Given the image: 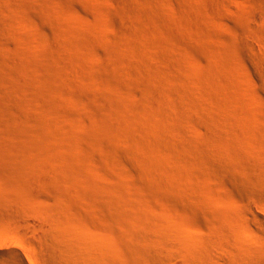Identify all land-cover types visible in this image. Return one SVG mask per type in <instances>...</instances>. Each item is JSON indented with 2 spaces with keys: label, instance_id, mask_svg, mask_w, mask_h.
Returning a JSON list of instances; mask_svg holds the SVG:
<instances>
[{
  "label": "rangeland",
  "instance_id": "1",
  "mask_svg": "<svg viewBox=\"0 0 264 264\" xmlns=\"http://www.w3.org/2000/svg\"><path fill=\"white\" fill-rule=\"evenodd\" d=\"M263 2L0 0V264H264Z\"/></svg>",
  "mask_w": 264,
  "mask_h": 264
},
{
  "label": "bare ground",
  "instance_id": "2",
  "mask_svg": "<svg viewBox=\"0 0 264 264\" xmlns=\"http://www.w3.org/2000/svg\"><path fill=\"white\" fill-rule=\"evenodd\" d=\"M261 1H262V0H261ZM261 3H262V2H261ZM125 4H126V3H125ZM261 5H262V4H261ZM127 7H128V6H127ZM260 8H261V7H260ZM123 9H124V8H123ZM128 9H129V8H128ZM262 9H263V11H264V2H263V8H262ZM260 10H261V9H260ZM252 20H253V23L257 25L258 23L264 21V16H263L261 13L257 12V13H255V14L253 15V19H252ZM263 24H264V23H263ZM259 25H260V24H259ZM251 43H252V42H250V43L248 42V44L246 43V45H249V44H251ZM251 47H253L252 44H251ZM151 78H152V77H151ZM153 78H154V77H153ZM152 81H153V80H152ZM160 82H161V81H160ZM163 83H164V81H163ZM165 83H166V82H165ZM165 83H164V84H165ZM154 88H155V87H154ZM154 88H153L152 90H155ZM170 89H171V88H170ZM152 90H151V91H152ZM154 92H155V91H154ZM154 92H153V93H154ZM150 93H151V92H150ZM156 93H157V92H156ZM159 93H161V91L158 92V94H157L158 96H159ZM154 94H155V93H154ZM155 95H156V94H155ZM155 98L157 99V97H155ZM153 99H154V98H153ZM149 100H150V99H149ZM149 100H148V102H149ZM153 101H154V100H153ZM148 102H147V103H148ZM149 104L151 105V102H150ZM152 104H155V103H152ZM145 105H146V104H145ZM147 105H148V104H147ZM150 105H149V106H150ZM153 106H154V105H153ZM153 106H152V107H153ZM146 108H148V112L151 113V112H150L151 110L149 109V107H146V106H145V107H144V110L146 111V113H147ZM155 109H156V108H155ZM142 110H143V109H142ZM144 110H143V112L141 111L142 114H145ZM153 111H154V110H153ZM141 112H140V113H141ZM149 113H148V114H149ZM154 113H155V111L152 112V114H149V115L152 116V115H155L156 113L161 114V112L159 113V111H157L155 114H154ZM142 114H141V115H142ZM158 114H156V115H158ZM149 115H146V114H145V115H142V118H140L141 116H140V114H139V115H138V116H139L138 119H140L143 123H144V122L146 123V122L148 121V119H149V118H148ZM158 116H159V115H158ZM160 116H163V117H164V115H160ZM149 117H150V116H149ZM153 117H154V116H153ZM156 117H157V116H155V118H156ZM163 117H162V118H163ZM166 117H167V116H166ZM164 118H165V117H164ZM167 118H168V117H167ZM158 119H159V120H162V119H160L159 117H158ZM140 120H139V121H140ZM150 120H151V119H150ZM152 120H153V118H152ZM163 120H164V119H163ZM137 121H138V120H137ZM139 121H138V123H139ZM149 122L152 123V121H149ZM136 123H137V122H136ZM145 123H144V124H145ZM161 123H162V121H161ZM166 123H168L167 120H166ZM134 124H135V123H134ZM134 124L132 123V125H134ZM146 124H148V123H146ZM146 124H145V125H146ZM162 124H163V123H162ZM164 124H165V123H164ZM164 124H163V125H164ZM118 125H119V124H118ZM130 125H131V124H130ZM137 125H138L137 127L140 126L139 124H137ZM151 125H152V124H151ZM151 125L148 124V126H150V128H151V127H154V126H151ZM160 125H161V124H160ZM163 125H162V126H163ZM167 125H168V124H165V128H166ZM169 125H170V124H169ZM169 125H168V126H169ZM119 126H120V125H119ZM134 126H135V125H134ZM146 126H147V125H146ZM122 127H123V126H122ZM137 127H136V128H137ZM143 127H144V126H143ZM158 127H159V126H157V128H158ZM160 127H161V126H160ZM160 127H159V128H160ZM163 127H164V126H163ZM163 127H161L160 129L162 130ZM123 128H124V127H123ZM132 128H135V127H132ZM141 128H142V127H141ZM144 128H145V129H149L148 127H147V128L144 127ZM154 128H155V127H154ZM167 128H168V127H167ZM116 129H117V128H116ZM120 129H121V128H120ZM151 129H152V128H151ZM121 130H122V129H121ZM138 130H139V129H138ZM154 130H155V129H154ZM161 130L159 131V134H160V132H162ZM166 130H167V129H166ZM119 131H120V130H119ZM123 131H124V129H123ZM123 131H122V132H123ZM140 131H142V129H141ZM149 131H150V130H149ZM157 131H158V130H157ZM157 131H156V133H157ZM167 131H168V130H167ZM144 132H146V130H145ZM165 132H166V131H165ZM123 133H125V132H123ZM159 134H158V135H159ZM162 134H163V133H162ZM162 134H160V135H161V136H165V135H162ZM116 136H117V135H116ZM167 136H168V135H167ZM157 138H158V136H157ZM161 138H162V137H161ZM115 139H116V138H115ZM137 139H138V138H137ZM168 139H169V138H168ZM139 140H140V139H138V142L140 143ZM134 141H135V140H134ZM154 141H156V140H153L152 142H154ZM162 141H163V140H162ZM136 142H137V141H136ZM136 142H135V143H136ZM148 142H149V141H148ZM158 142H160V141H158ZM168 142H169V141H168ZM139 143H138V144H139ZM154 143H155V142H154ZM164 143H165V142H164ZM138 144H137V145H138ZM149 144H150V142H149ZM140 145H141V144H140ZM158 145H159V144H158ZM138 146H139V145H138ZM148 146H149V145H148ZM159 146H161V145H159ZM149 147H150V146H149ZM153 147L155 148V146H153ZM153 147H152V148H153ZM159 149H160V148H159ZM151 150H152V149H151ZM157 150H158V149H157ZM157 150H156V151H157ZM152 151H155V150H152ZM46 160H48V159L46 158ZM259 161H261V160H259ZM146 162H147V161H146ZM44 163H47V162H45V160H44ZM262 163H263V162H262ZM42 165H43V164H42ZM46 165H47V164H46ZM46 165H44V168L47 167ZM150 165H151V163H150ZM261 165H262V164H261ZM147 166H148V165H147ZM151 166H154V164L151 165ZM53 167H54V166H53ZM157 167H158V165H156V167H154V168H156V170H159V168L157 169ZM145 168H146V167H145ZM147 168H148V167H147ZM154 168L151 167L150 171H153L152 169H154ZM35 169H36V168H35ZM47 169H48V168H47ZM47 169H46V171H47ZM55 169H56V168H55ZM30 170H31V169H30ZM30 170H29V171H30ZM33 170H34V169H33ZM49 170H50V169H49ZM53 170H54V169L52 168L51 172H53ZM31 171H32V170H31ZM35 171H36V170H35ZM37 171H38V170H37ZM39 171H40V170H39ZM46 171H45V172H46ZM255 171H256V170H255ZM24 172H25V173L27 172V174H28V170H27L26 168H25ZM24 172H23V173H24ZM143 172L146 174L145 170H144ZM143 172H142V173H143ZM153 172H154V171H153ZM153 172H152V173H153ZM250 172H252V171H250ZM25 173H24V174H25ZM31 173H33V171L29 173L30 176L32 175ZM37 173H38V172H36V174H37ZM39 173H40V172H39ZM39 173H38V174H39ZM47 173H49V172H46V174H47ZM152 173H147V174H150V175H151ZM154 173H155V172H154ZM254 173H255V172H254ZM29 174L27 175L28 178H29ZM33 174L35 175V172H34ZM44 174H45V173H44ZM251 174H252V173H251ZM255 174L258 175L257 172H256ZM142 175H143V174H142ZM27 176H26V177H27ZM37 176H38V175H36L35 177H37ZM44 176H45V175H44ZM49 176H50V175H49ZM146 176H147V175H146ZM146 176H145V178H146ZM153 176H154V175H153ZM39 177H40V176H39ZM39 177H38V178H39ZM41 177H42V175H41ZM46 177H47V176H46ZM157 177H158V176H157ZM160 177H161V176H159V178H160ZM253 177H255V178L257 179L256 176H253ZM31 178H32V179H31ZM38 178H36V179H38ZM152 178H155V177H152ZM249 178H250V177H249ZM29 179H30V181L33 182V183L31 184V182L28 181L29 184H31V185L35 184L36 182L38 183L37 180H36V182L33 181V180H35V178L33 179V176H31ZM41 179H42V178H40V180H41ZM43 179H44V178H43ZM43 179L41 180L42 182H43ZM49 179H50V177H49ZM49 179H47V180L49 181ZM146 179H147V178H146ZM156 179H157V178H155V180H156ZM256 179H255V180H256ZM44 180H45V179H44ZM149 180H150V178H149ZM162 180H163V179H162ZM247 180H249V179H248V176H247ZM247 180H246V181H247ZM250 180H251V182L253 181V179H250ZM250 180H249V181H250ZM158 181H159V180H157V182H158ZM34 182H35V183H34ZM44 182H45V181H44ZM149 182H152V181H149ZM149 182H148V183H149ZM153 182H154V181H153ZM162 182H163V181H162ZM253 182H254V181H253ZM261 182H262V184H263V181H262V180H261ZM37 183H36V184H37ZM172 183H173V182H172ZM155 184L158 185V183H156V182H155ZM249 184L251 185V183H249ZM160 185H161V184H160ZM260 185H261V183H260ZM152 186H153V185H152ZM154 186H156V185H154ZM158 186H159V185H158ZM252 186H253V185H252ZM255 186H257V185H255ZM262 187H263V186H262ZM106 198H107V197H106ZM110 198H111V197H110ZM104 199H105V198H104ZM117 199H118V198H117ZM113 200H116V199H113ZM121 201L123 202L124 199H123V200L120 199V200H118V202L116 201V202L118 203V207H116V205L113 206L114 204L111 205V203H113V202H110V201H107V200H106L105 202L107 203V205H111V206L113 207V209H114V213L116 214V216H119L121 219H122V217H124V216L127 214V215H126L127 217H125V220H123V219L121 220L122 222H123V221L126 222V221L128 220L127 218H128V217H131V215H130V214H129L130 216L128 215V210H127L125 207H124L125 209H123V206H126V207H127V205H126V201H127V200L124 201L125 204H124V202L122 203ZM105 202H104V203H105ZM109 202H110V203H109ZM127 202H130V200L127 201ZM119 203H120V205H119ZM121 203L124 204V205L121 206V205H122ZM127 204H128V203H127ZM253 204H254V203H253ZM253 204L249 203L248 206H247L248 209H250L251 212L253 211L252 213H254V216H255V217H257V216H261V215L258 214L259 211L257 210V208H256V210H257L258 212L254 210V205H255V204H254V205H253ZM111 206H109V207L111 208ZM135 206H136V205H135ZM109 207H108V208H109ZM121 207H122V208H121ZM128 207L130 208L131 206H128ZM133 207H134V206H133ZM134 208L136 209V207H134ZM262 209L264 210V208H262ZM109 210H111V209H109ZM126 210H127V213L124 212V211H126ZM138 210H140V209L138 208ZM250 210H249V211H250ZM140 212H141V211H140ZM251 212H249V213H251ZM125 213H126V214H125ZM134 213L136 214V213H139V212H134ZM252 213H251V214H252ZM14 214H15V213H14ZM38 215H39V214H38ZM136 215H137V216H136ZM136 215H135L136 217L134 216V218H137V217L139 216L138 214H136ZM140 216H141V214H140ZM140 216H139L138 220L136 219V223H135V224H138V223H139V222H137V221H139V219L141 218ZM254 216H253V217H254ZM29 217H30V216H29ZM38 217H39V216H38ZM40 217H41V216H40ZM132 217H133V216H132ZM132 217H131V218H132ZM261 217H262V216H261ZM36 219H37L36 217H35V219H34L33 217H32V218L30 217V219L28 220L27 223H29V225H32V226H34V227H35V226L37 227L38 225L40 226V225H41V224H39L40 221L38 222V220H36ZM126 219H127V220H126ZM129 219H130V218H129ZM132 220H133V219H132ZM134 220H135V219H134ZM142 220H143V219H141L140 221H142ZM258 220H259V219H258ZM260 220H261L260 222H262L261 224L264 225V219H260ZM146 221H148V220H146ZM149 221L152 222L151 220H149ZM25 222H26V221H25ZM129 222H130V221L128 220L127 223H129ZM134 222H135V221H133V223H134ZM150 222H149V223H150ZM42 223H43V222H42ZM127 223H126V224H127ZM131 223H132V222H130L129 224H131ZM140 223L143 224V227H145V224H144V223H142V222H140ZM140 223H139V224H140ZM155 223H156V222H155ZM135 224H132V225L134 226ZM139 224H138V225H139ZM141 224L139 225V227H141ZM151 224H152V223H151ZM153 224H154V223H153ZM146 225H147V224H146ZM148 225H149V224H148ZM148 225H147V228H148V227H149V229H150V228H151V229L153 228L152 225H151V226H150V225L148 226ZM157 225H158V224H157ZM32 226H31V227H32ZM44 226H45V224H44ZM125 226H126V225H125ZM125 226L123 227V229L125 228V230H123L124 233H122L123 236H124L123 238L125 239V241H124V242H125V245L128 246V248L131 250L132 261H133V259H134L133 262H136V260L139 258V260H137V262L139 263L140 260H141L140 257L142 258V256H143V257L147 256L148 253H149L150 251L153 252V250H152V247H153V246L151 247L150 244H149V242H146V240H145V242H143V241L141 240L140 237H142L141 235L143 234V232H142V234L140 233L141 231H140V232L138 231V233H137V230H138L139 228H138L136 231H134V230L131 228V226H129L128 224H127L126 227H125ZM135 226H136V225H135ZM155 226H156V225H155ZM159 226H160V225H159ZM261 226H262V225H261ZM21 227H22V226H21ZM21 227H20L19 229H21ZM161 227H163V226H161ZM220 227H221V229H222V226H220ZM24 228H25V227H24ZM26 228H27V227H26ZM26 228H25V230H26ZM28 228H30V227H28ZM43 228H44V227H43ZM127 228H128V229H127ZM156 228H160V227H156ZM166 228H167V227H165V229H166ZM224 228H225V226H224ZM248 228H251V227H248ZM135 229H136V228H135ZM140 229H141V228H140ZM143 229H144V228H143ZM145 229H146V227H145ZM160 229H161V228H160ZM219 229H220V228H219ZM221 229H220V230H221ZM225 229H226V228H225ZM225 229H222L221 232H223V230H225ZM44 230H45V229H44ZM49 230H50V229H49ZM152 230H153V229H152ZM161 230H164V228L161 229ZM168 230L170 231V229H168ZM168 230H166V231H168ZM220 230H219V231H220ZM20 231L23 232V230H20ZM26 231H27V230H26ZM26 231H25V232H26ZM142 231H143V230H142ZM149 231H150V230H149ZM169 231H168V232H169ZM252 231H253V230H252ZM252 231H251V232H252ZM17 232H18V231H17ZM147 232H148V230L146 229V233H147ZM221 232H220V233H221ZM27 233H28V232H27ZM139 233H140V234H139ZM144 233H145V232H144ZM150 233H151V232H150ZM218 233H219V232H218ZM227 233H228V232H227ZM227 233H226V234H227ZM221 234H222V233H221ZM145 235L150 237L149 234H148V235H147V234H144V236H145ZM168 235H171V231H170V233H169ZM225 236H226V235H225ZM215 237H216V236H215ZM223 237H224V236H223ZM226 237H227V236H226ZM226 237H224V239H222L221 237H220V238H221L222 240L225 241V238H226ZM124 239H123V240H124ZM145 239H146V237H145ZM229 239H230V238H229ZM232 239H233V238H232ZM8 240H9L8 242H11V243H13V244L16 245V246H18V244H20V248H17V247H16V248H15V247H9V248L7 249V251H8L7 253H8L9 256H10V259H11L12 262L15 263V264H23V263L25 262V258H24V257H25V256H26V257H29V251H28L27 247L25 246V244L23 243V241H21V239L19 238V235L15 234L14 232L11 233V235L9 236V239H8ZM171 240H172V239H171ZM171 240L168 241V244H169V242H171ZM215 240H218V241H214V242H217V244H218L219 239H215ZM227 240H228V239H227ZM20 241H21L23 244H21ZM147 241H148V240H147ZM224 241H223V243H224ZM233 241H234V239H233ZM6 242H7V241H6ZM220 242H221V241H220ZM226 242H227V241H225V244H226ZM228 242H229V241H228ZM228 242H227V243H228ZM230 243H231V240H230ZM234 243H235V242H234ZM3 244H4V243H2V246H1V247H3ZM56 244H57V243H56ZM170 244H171V243H170ZM173 244H174V243H173ZM219 244H220V243H219ZM53 245H54V244H53ZM53 245H51V246H53ZM171 245H172V244H171ZM211 245H212V244H211ZM214 245H215V243H214ZM227 245H229V244H227ZM5 246H6V245H5ZM60 246H61V245H60ZM169 246H170V245H169ZM217 246H218V245H217ZM217 246L214 248V246L212 245L213 249H215L214 251H218V252H220L219 249L221 248V244H220L218 247H217ZM234 246H235V245H234ZM248 246H249V245H248ZM250 246H251V245H250ZM250 246H249V247H250ZM1 247H0V248H1ZM42 247H44V246H42ZM42 247H41V248H42ZM53 247H54V246H53ZM55 247H56L55 249H57V246H55ZM224 247H225V245H224ZM251 247H252V246H251ZM261 247H262V246H261ZM45 248H46V247H45ZM50 248H51V247H50ZM59 248H60V247H59ZM63 248L65 249V246H64ZM101 248H102V247H100V249H101ZM154 248H155V247H154ZM154 248H153V249H154ZM158 248H159V247H158ZM158 248H156V249H157L156 253H158ZM210 248H211V246H210ZM234 248H235V247H234ZM2 249H3V248H2ZM48 249H49V247H48ZM51 249H52V248H51ZM51 249H50V251H52ZM55 249H54V250H55ZM103 249H104V247H103ZM160 249H162V248H160ZM213 249H212V251L210 252V253L212 254V256H213V257H212V256H211V257L214 258V255H215V257H216L217 255L220 256V253H218V254H215V252L212 253V252H213ZM40 250H41V249H40ZM40 250H39V251H40ZM57 250H58V249H57ZM60 250H61V249H60ZM69 250H70V249H69ZM95 250H96V251H95ZM95 250H94V251L96 252L95 255L97 256V254L99 253V252H98V246L95 247ZM163 250H164V249H163ZM251 250H252V249H251ZM260 250H261V251H264V250H262V248H260L259 251H260ZM1 251H2V250L0 249V252H1ZM42 251H44V249H43ZM63 251H64V250H62L61 252H63ZM65 251H66V249H65ZM65 251H64V253H65ZM67 251H68V249H67ZM159 251H160V250H159ZM188 251H189V250H188ZM201 251H202V250H201ZM209 251H210V250H209ZM222 251H223V250H222ZM247 251H248V250H247ZM68 252H69V251H68ZM110 252H111V251H110V248L106 247L104 250H101V255H102V256H105V258H106V257L109 258L110 255H111ZM190 252H191V251H190ZM41 253H44V252H40V254H41ZM47 253H48V252H47ZM50 253H52V254H50ZM50 253H48V254H50V256L52 255L51 257H53V258H57V256H58L57 251H52V252H50ZM93 253H94V252H93ZM191 253H192V252H191ZM251 253H252V252H251ZM160 254H161V253H160ZM213 254H214V255H213ZM248 254H249V252H248ZM255 254H257V253H255ZM259 254H260V253H259ZM59 255H60V254H59ZM63 255H64V254H63ZM63 255H61V257H62ZM98 255H99V254H98ZM152 255H153V254H152ZM158 255H159V254H158ZM163 255H164V254H163ZM243 255H244V254H243ZM260 255H261V254H260ZM260 255H259V256H260ZM148 256H149V255H148ZM189 256H190V255H189ZM218 256H217V257H218ZM98 257H99V256H98ZM100 257H101V256H100ZM149 257H152V256H149ZM164 257H165V256H164ZM221 257H223V256H221ZM243 257H245V256H243ZM253 257H254V256H253ZM263 257H264V256H263ZM7 258H8V256H7ZM65 258H66V257H65ZM114 258H115V257H114ZM153 258H154V256H153ZM155 258H156V257H155ZM155 258H154V259H155ZM165 258H166V257H165ZM231 258H232V257H231ZM231 258H229V259H231ZM247 258H248V256H247ZM250 258H251V257H250ZM254 258H256V256H255ZM260 258H261V257H260ZM8 259H9V258H8ZM49 259H50V258H49ZM109 259H110V258H109ZM109 259H107V261H108ZM130 259H131V258H130ZM130 259H129V260L127 259L128 262L130 261ZM147 259H148V258H147ZM185 259H186V258H185ZM221 259H222V258H221ZM237 259H238V258H237ZM244 259H245V258H244ZM248 259H249V258H248ZM256 259H257V258H256ZM258 259H259V258H258ZM258 259H257V260H258ZM261 259H262V258H261ZM43 260H44V259H43ZM45 260H46V259H45ZM57 260H59V259L57 258ZM66 260L70 261L69 258H68V259L66 258ZM94 260H96V258H95ZM94 260H93V261H94ZM115 260H116V259H115ZM127 260H126V261L123 260L124 262H126V263H124V264H127V263H128ZM157 260H158V259H156L155 262H156ZM161 260H162V259H161ZM166 260H167V259H166ZM217 260H218V259H217ZM9 261H10V260H9ZM51 261H53V259H52ZM54 261H55V262H58V261H56V259H55ZM54 261H53V262H54ZM63 261H64V260L62 259V263L66 262V261H64V262H63ZM68 261H67V262H68ZM96 261H98V260H96ZM123 261L121 260V262H123ZM153 261H154V260H153ZM159 261H160V260H159ZM159 261H158V262H159ZM176 261H177V260H176ZM182 261H184V260H182ZM233 261H234V260H233ZM235 261H236V260H235ZM235 261H234V262H235ZM239 261H240V260H239ZM239 261H236V262H239ZM254 261H255V260H254ZM121 262H119V263H121ZM161 262H163V261H161ZM166 262H168V261H166ZM166 262H164V264H167ZM184 262H185V261H184ZM200 262H202V261L200 260ZM219 262H220V261H219ZM258 262H259V261H258ZM258 262H256V263H258ZM261 262H262V261H261ZM261 262H260V263H261ZM60 263H61V261L58 262V264H60ZM98 263H99V262H98ZM130 263L133 264L132 262H130ZM138 263H136V264H138ZM156 263H157V262H156ZM175 263H176V262H175ZM180 263L182 264V262H180ZM252 263H253V260H252ZM66 264H68V263H66ZM73 264H75V263H73ZM95 264H96V263H95ZM121 264H122V263H121ZM128 264H129V263H128ZM134 264H135V263H134ZM161 264H163V263H161ZM169 264H172V263H169ZM173 264H174V263H173ZM178 264H179V263H178ZM186 264H187V263H186ZM198 264H199V262H198ZM205 264H206V262H205ZM213 264H214V263H213ZM217 264H218V263H217ZM232 264H233V263H232ZM234 264H235V263H234Z\"/></svg>",
  "mask_w": 264,
  "mask_h": 264
}]
</instances>
